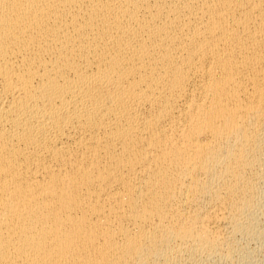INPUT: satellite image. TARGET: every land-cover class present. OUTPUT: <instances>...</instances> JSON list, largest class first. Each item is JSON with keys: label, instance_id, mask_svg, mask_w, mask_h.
Wrapping results in <instances>:
<instances>
[{"label": "bare ground", "instance_id": "obj_1", "mask_svg": "<svg viewBox=\"0 0 264 264\" xmlns=\"http://www.w3.org/2000/svg\"><path fill=\"white\" fill-rule=\"evenodd\" d=\"M0 264H264V0H0Z\"/></svg>", "mask_w": 264, "mask_h": 264}]
</instances>
